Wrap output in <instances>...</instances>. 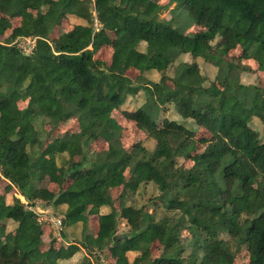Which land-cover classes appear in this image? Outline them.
I'll return each mask as SVG.
<instances>
[{
	"label": "trees",
	"instance_id": "1",
	"mask_svg": "<svg viewBox=\"0 0 264 264\" xmlns=\"http://www.w3.org/2000/svg\"><path fill=\"white\" fill-rule=\"evenodd\" d=\"M173 3L186 24L158 16ZM260 73L264 0H0V264H264ZM72 118L76 132L54 133ZM126 123L144 138L126 145ZM37 204L60 213L46 249Z\"/></svg>",
	"mask_w": 264,
	"mask_h": 264
},
{
	"label": "rangeland",
	"instance_id": "2",
	"mask_svg": "<svg viewBox=\"0 0 264 264\" xmlns=\"http://www.w3.org/2000/svg\"><path fill=\"white\" fill-rule=\"evenodd\" d=\"M160 2H164L166 4L167 0H160ZM174 6V3L171 4L170 6H168L167 8L163 7L162 10L160 11V13L158 14V16L160 18H164V20H167V21H174L176 22V24H186V19H184V17L178 15L177 11H172V7ZM81 20L74 17V16H69L66 20V23L68 25L70 24H74V23H78L80 22ZM201 28V26H197L195 24L191 25V27L187 30V31H197ZM33 43V40H21L19 42V44L24 47V46H27V45H31ZM112 53V49L110 47H103L99 53L96 54V59H99V60H105V59H108L110 57ZM184 58H187L184 56ZM198 65H199V68H200V72L201 74H205L206 76L209 77V79H211L214 75V69H213V66H211L210 64H208L207 62L205 61H202L201 59H198ZM139 72L140 70L138 69H135V68H130L127 70L126 74L129 75V77H131L132 79H136L137 76L139 75ZM242 75H245L243 77V80L245 82L247 81H251V82H255V78L256 76L252 73H245V74H242ZM242 75H241V79H242ZM148 78H157V75L156 73L154 74H148L147 75ZM147 78V79H148ZM260 81H261V84H264V73H260ZM150 80V79H149ZM143 92H140L138 93L135 97L131 98V99H128L129 101L128 102H134L133 103H129L127 104L126 106L127 107H130V106H134L135 105V102H137L138 99H141L143 100ZM135 107V106H134ZM166 116H168L169 118H176L178 119L177 115L174 113V110L173 109H168V111L166 112ZM181 119V118H180ZM179 120V119H178ZM251 124L254 128H256V130H258L260 136L262 139H264V125L255 117H252L251 119ZM186 122V121H185ZM186 124H188L186 122ZM126 128L124 130V136H123V140L125 142L126 145H128L131 141H133L134 139H142L144 138V135L142 133H138V134H134L133 130L130 129V125L131 123H126ZM39 128L41 129V125L40 123L38 124ZM47 127V125H46ZM64 130H68L70 132H76L77 131V120L76 119H70L68 121V123L64 126V127H61V129L59 130H55V134L58 133L60 134L62 131ZM53 133V134H54ZM207 134V132H205L204 130L202 129H196V133H195V136L197 137H200V136H203ZM145 144L147 145H151V141H146L144 142ZM105 147V143L103 141H95L94 144H93V148H96V149H101V148H104ZM36 148H34L35 150ZM204 147H202L200 150H203ZM184 167L187 168L191 162L190 161H185L184 163ZM6 184V181L3 180L2 182L0 181V193L3 192V187L5 186ZM51 189L53 190H57V187L56 186H51ZM156 189L154 186H152L150 183H148L144 190L141 192L140 195H137L138 197L136 198L137 200V203L138 204H141L142 202L146 201V200H149V198H153L156 194ZM13 196H17V197H20V199L25 202L26 204L28 203L23 197H21L18 192L16 190H11L10 192L6 193L5 194V198L8 202H11L12 201V197ZM37 211H40L41 212V223H42V229H43V234H42V240L44 242V247L45 249L48 248V245H49V242L51 240V238L53 237V234L56 236V240L59 241V242H62V238H61V235H59V230L60 228L62 227L61 226V220H60V213L58 214L57 211L53 210V208L51 206H48V208H43L41 207L40 205L37 206V207H34ZM88 222H89V226L92 227V229L94 230L95 229V225H96V216L95 215H91L88 219ZM69 233H67L69 235V237H72L70 238L72 241L74 239H77V237H81L82 236V231H83V225L81 223H77L76 225L74 226H69L67 227V229ZM128 231V226L125 224V221L123 220H120L119 222V226H118V234H124V232H127ZM58 238V239H57ZM158 252V247H157V244L154 243L153 244V248H152V253L155 255L156 253ZM188 252V251H186ZM106 255V254H105ZM135 253L134 252H128L127 253V256H128V259L129 260H132V258L134 257ZM81 256L80 254L78 255V259L76 260V263H78L80 260H81ZM74 261V260H73ZM109 261H113V260H110L109 256H100V259L98 261H96L95 258L91 257V264H107ZM66 261H62L60 262V264H67V262L65 263ZM75 262V261H74ZM240 264H247V261L246 260H241L239 262Z\"/></svg>",
	"mask_w": 264,
	"mask_h": 264
},
{
	"label": "built area",
	"instance_id": "3",
	"mask_svg": "<svg viewBox=\"0 0 264 264\" xmlns=\"http://www.w3.org/2000/svg\"><path fill=\"white\" fill-rule=\"evenodd\" d=\"M37 206H39L38 204L36 205V206H32V207H29V208H34V207H37ZM35 209V208H34ZM36 210V209H35ZM37 211V210H36ZM37 212H39L40 213V215H41V212L40 211H37ZM61 223V222H60Z\"/></svg>",
	"mask_w": 264,
	"mask_h": 264
},
{
	"label": "water",
	"instance_id": "4",
	"mask_svg": "<svg viewBox=\"0 0 264 264\" xmlns=\"http://www.w3.org/2000/svg\"><path fill=\"white\" fill-rule=\"evenodd\" d=\"M90 10H92V8H90Z\"/></svg>",
	"mask_w": 264,
	"mask_h": 264
}]
</instances>
